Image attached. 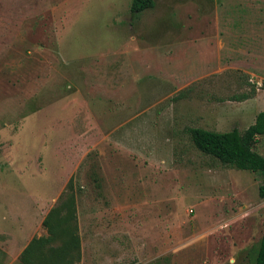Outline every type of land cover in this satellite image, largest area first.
Wrapping results in <instances>:
<instances>
[{"label":"rangeland","instance_id":"obj_1","mask_svg":"<svg viewBox=\"0 0 264 264\" xmlns=\"http://www.w3.org/2000/svg\"><path fill=\"white\" fill-rule=\"evenodd\" d=\"M131 3L0 0V227L22 226L0 264L48 236L53 208L52 246L74 209L73 264L255 262L264 173L187 129L244 131L264 111V0Z\"/></svg>","mask_w":264,"mask_h":264},{"label":"trees","instance_id":"obj_2","mask_svg":"<svg viewBox=\"0 0 264 264\" xmlns=\"http://www.w3.org/2000/svg\"><path fill=\"white\" fill-rule=\"evenodd\" d=\"M154 6L155 0H132L130 10L138 14ZM187 133L199 151L219 160L223 165L238 170L264 173V156L254 149L258 138L264 136V111L259 112L254 123L244 131L234 128L219 132L192 127L187 129ZM259 196L264 198V184L259 187ZM56 210L57 208L51 209L43 221L48 236L33 238L30 241L20 255L21 264H45L43 261H49L46 264H73V258L80 259V239L77 235L78 228L73 208L70 215L64 219V223L68 221L70 239L61 246L51 245L58 237L57 224L53 220ZM253 264H264V231Z\"/></svg>","mask_w":264,"mask_h":264},{"label":"crops","instance_id":"obj_3","mask_svg":"<svg viewBox=\"0 0 264 264\" xmlns=\"http://www.w3.org/2000/svg\"><path fill=\"white\" fill-rule=\"evenodd\" d=\"M13 226H15V227H12V229H10L9 231L2 229V227H0V248L4 252H6L7 244H8V246H10V245L13 246V245L17 244V243H14L15 239H17V240L19 239V236L16 233H17V230L22 229V226L20 227L18 222H15V221L13 222ZM28 230H29V228L27 229V231ZM17 248H18V254L21 255V252H22L21 248L18 245H17ZM11 256L12 255H10V253L8 252L7 253V259H6V260H8V262H12L10 260ZM0 257H2L1 254H0ZM5 262H7V261H5Z\"/></svg>","mask_w":264,"mask_h":264}]
</instances>
